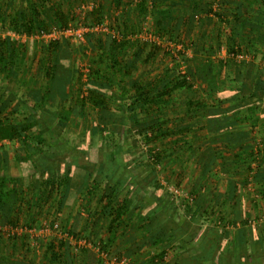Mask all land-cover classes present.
<instances>
[{
    "label": "rangeland",
    "instance_id": "374dc122",
    "mask_svg": "<svg viewBox=\"0 0 264 264\" xmlns=\"http://www.w3.org/2000/svg\"><path fill=\"white\" fill-rule=\"evenodd\" d=\"M139 2V0H124L117 6L113 0H48L46 4L39 7L37 0H0V9L4 16L3 24L0 25V42L17 44L20 52L18 59L15 60V66L11 68L9 74V77H14L16 80L11 87V90L14 89L13 94L11 93L13 96L11 95L12 98H10L6 93L1 94L3 91L0 90V111L3 116H10L9 113L13 111L15 115L11 118L14 122L24 123L30 117L31 110L43 108L39 95L42 96L48 91L49 100L46 110L50 115H46V118L54 120L49 125L51 127L43 132L42 141L47 147L49 144L55 147V155L48 154V157L52 158L48 163L57 170L50 181L45 179V175H37V180L32 181L31 176L26 178L28 185L25 184V181L17 186L12 185L16 186L19 193L23 186H27L33 194L29 193L24 196L22 192L20 198L17 199L18 202H14L15 207L19 206L20 210L16 215L18 218L16 222L19 225H15V228L24 230L22 233L15 234L18 237L16 243L14 242L16 240L13 241L14 235L10 232V228L13 226L0 222V245L2 246L0 250H4L9 258L6 259V256L3 255L0 261L3 260L4 263L7 261L6 264H10V262L11 264H101L102 262L104 264H149L150 254L155 249L151 241L147 242L142 239L143 232L140 230L130 233L126 240L111 246L112 250L108 254L100 250V238L103 237L105 228H107L108 218L103 214V204L98 203L96 197L101 194L105 183L102 182L98 185L91 203L88 202L92 197L90 198L86 194L87 189H83L82 193L75 195L74 191L77 192L83 184L81 171L83 169L79 168L74 171L71 175L72 183L69 185L64 181L63 164L61 165L67 157L74 153L79 154L81 165L88 162V154L93 148L103 151L99 154L100 160L102 158L104 160L103 154H110L114 157L115 164L128 166L130 173L139 176V179L144 181L146 190L142 197L148 198V203L153 196V200L160 198L162 202H165L164 204L173 202L174 206L171 205V207H176L182 212L181 216L185 211V203L189 202L185 199V192H182L181 195L171 192V188L181 190V184L177 185L169 177L168 172L171 170L167 163V153L164 152V157L158 165L156 162L147 161L151 148L153 151L158 149L161 154L163 149H166L165 146L169 144L171 136L167 132L168 129L164 128L163 134L155 136L156 138L154 137L150 141V138L153 137L152 132L145 133L149 128L145 126L148 122L143 121L141 125H135L136 127L133 126V122H127L128 125L122 128L118 126L119 124L111 121L101 122L98 118L102 115L119 116L118 107L112 104L111 106L115 107L112 113L104 111L100 113L90 100H86V102L80 100L83 96L87 97L86 87L88 81L91 80L89 70L105 68L103 64L105 62H100L98 57L106 53L109 35L130 41L126 51L123 52V56H125L123 63L128 67L129 75L122 81L128 84L127 90L129 89L131 93L125 94L126 97L119 100L121 105L129 104L133 100L135 93L130 86L135 82L150 83L160 78L165 79L168 74L171 77H176L191 69L195 71L196 63L193 62V56L196 53L195 49L198 51L201 48L200 45L206 40L207 36L203 33L207 28L210 29L209 34L217 31L222 37L218 35V40H214V43L220 46L213 55L216 56V59L214 60L215 57L213 59L201 57L202 62L210 64L214 61L216 65L217 61L224 64L225 61H244L251 56L256 58L259 56V59L262 60L260 71L264 75L262 68L264 58H260V55H264V46L256 47L255 45L256 50L248 49L245 46L236 48L239 50L236 54L243 56V59H236L232 53L228 52V47L232 44L230 27L234 22L233 15L226 16V19H218L214 14L208 16L206 13L198 15L191 11L186 12V9L181 8L182 5L175 0H149L146 12L141 14L136 6ZM211 3L214 5L213 9L217 10L221 1L215 0ZM172 6L176 7V11H173L175 15L165 19L162 16L164 14L162 11L167 8L171 10ZM34 8L44 22L43 30L36 31L29 36L10 27V21L17 10L22 9L26 18L30 19ZM56 11L65 14L66 25L62 26L58 23L55 17ZM94 12H97L98 16L91 15ZM178 16L181 18L178 19ZM98 19L102 20L99 24L96 22ZM161 19L162 32H159L157 22ZM119 30L125 32L126 35L123 37ZM42 31L46 35L42 34ZM214 37L208 35L211 43ZM54 41H58L61 48L53 56L55 59L57 57V61L69 70L70 78L64 82L54 79V57L49 50L50 44ZM154 44L160 49L154 50ZM222 45L224 47H221ZM221 48H224L226 53L224 59L221 57L223 54L220 55ZM259 49L263 51V54L259 52ZM198 55L205 57L204 49L199 50ZM103 61L108 62L105 59ZM223 66L225 67L226 63ZM25 69H28L29 73L24 74ZM230 69L231 67H227L225 70ZM46 71L48 73H45ZM48 74L50 75L47 76ZM7 77L4 71L0 72V79ZM27 77H29L30 84L33 80L36 81L31 93L27 89L29 83L24 81ZM38 82H40L39 85ZM39 86H41L40 91ZM113 90L119 93L117 89ZM185 94L189 93L185 90L177 91L172 96L176 99L171 98L169 102L175 100V102L180 101L183 104L184 100L182 99L186 96ZM116 97L118 98L119 95ZM42 108H40V112L43 111ZM160 108H163L165 112L166 107ZM120 112L122 116L125 114ZM161 115L164 120L168 118L167 114L162 113ZM138 116L144 118L141 114ZM126 130L128 132L124 133L125 137L120 136ZM150 134L151 136H149ZM15 143L18 144V142ZM13 149L10 147V150ZM44 150L49 152L45 147ZM109 159V156L108 159H105L107 164L111 162ZM151 165L154 166L155 172ZM30 166L21 165V168L24 171H29ZM58 167L59 169H57ZM89 170L94 178L96 176L95 168L90 167ZM155 179L156 185H152ZM125 190L126 188L123 191ZM125 196L126 194L123 193L117 200L121 202ZM36 197H39L40 200L37 201ZM88 205L91 213L87 211ZM90 214L100 219L98 226H92L93 219L90 218ZM55 224L60 226L59 231L51 228ZM45 226L48 228L50 226L51 231H43ZM253 226L254 230L256 229V232L253 233L258 238V232L262 235L261 224ZM190 227L192 234H200V230L204 229L200 226ZM25 228L34 229V232H25ZM238 229L239 227L235 226L231 230ZM233 231L228 234L229 243L230 236L235 234ZM44 239L47 241L45 242ZM51 244H54L53 251L49 247ZM12 249L14 252L17 251L15 252L18 253L16 257ZM55 256L57 257L55 258Z\"/></svg>",
    "mask_w": 264,
    "mask_h": 264
},
{
    "label": "trees",
    "instance_id": "16d2710c",
    "mask_svg": "<svg viewBox=\"0 0 264 264\" xmlns=\"http://www.w3.org/2000/svg\"><path fill=\"white\" fill-rule=\"evenodd\" d=\"M47 1L48 0H37V5L41 7L46 4ZM122 1L124 2V0H113V3L118 6ZM139 1L140 2L137 3L136 6L139 9V13L144 14L146 12V6L149 0ZM175 1L177 3L179 2L182 5L181 8H185L186 12H189L190 10L192 13L194 12L198 15L200 13H206L208 16L214 14L218 19H226L227 14L221 11V8L223 10V7H225L226 4H221L222 2L219 3L217 10H214V5L211 2L207 3L203 1H194V3H190L186 0ZM175 9L176 7L174 6H172L171 10L170 8H167L166 10L162 11L164 12L162 16L165 19L174 16L175 14L173 11ZM32 12V17L27 19L22 9L17 10L10 21V27L21 34H27L29 36L36 31L43 30L44 22L42 21L40 14L35 8ZM91 15L98 16L97 12H94ZM55 17L58 20V23L62 24V26L67 24L65 14L56 11ZM177 18L180 19L181 16H178ZM233 18L234 22L230 27V38L232 44L230 47H228V52L232 53V55L239 51L236 50V48L238 49L240 44H245V47L252 49L255 43H259L258 37H260L258 35H253L252 37L249 36L247 39L244 31H238L239 24H241L242 30H244L245 24L243 27L240 17H238L236 14L233 15ZM3 21L4 16L0 9V25L3 24ZM96 22L99 24L102 22V20L98 19ZM161 24L162 19L157 22L159 32L162 29L160 28L162 27ZM119 33H122L123 37L126 35V33L121 30H119ZM218 35L221 37V34L213 33L212 36L215 37L213 39L211 38L212 43L210 42L211 40H209L210 46L205 52V55L209 58L215 55L216 51L220 47L218 44L214 43V40H218ZM108 38L106 53L104 52L105 54L98 57L100 62H105L103 63L105 68H102V70H89V73H91V80L88 81L86 87L87 97L85 98L83 96L80 100L81 102L90 100L91 103L100 111V113L102 111L107 113L109 111H114L113 109L115 107L112 108L111 105L115 104L118 107L117 109L119 112L122 111L125 114H123L122 117L115 116L114 118L110 114H107L106 116L102 115L98 118L101 122L111 121L119 124L118 126L121 128L125 127L127 122H133V126L136 127L137 125L142 124L139 123L140 118H138V113L143 112L146 114L145 119L147 121L145 122H148L145 126L149 127L146 129L145 133L152 132L153 134V137L150 138L151 141L155 136L158 137V135L163 134L164 128L167 129V127H165L166 124L164 121H158L157 118H155L156 116L150 115L149 110L152 109V106H165L172 98L173 94L177 91L181 92L185 90L188 93L197 92L198 90L194 81L195 76H203V78L209 76L210 79H205V81H208L210 84L209 86L208 84L205 86H208L210 91L213 90L214 78L219 74V72L216 71L218 70V67L215 65L213 60V62L210 64L205 62L203 65L199 66L198 63L202 60H200L201 57L198 55V53L199 50L202 49L199 48L197 51L194 48L196 53L193 56V61L197 62L195 71L191 69L188 72H185L183 75L176 77H171L168 74L165 76V79L160 78L150 83L135 82L130 86V88L133 89L135 93L133 100L129 104L121 105L119 100H123L126 95L131 93L129 89L127 90L128 84L122 81L124 77L129 75L128 67L123 63V58L125 57L123 56V52L126 51L130 41L123 40L124 38L119 39L116 36L111 35H109ZM60 48L61 44L58 41L51 43L49 47L51 55L53 56L54 54H57ZM159 49L160 48L154 44V50ZM19 53V46L17 44H11L4 41L0 42V72L4 71V73L9 77L11 68L15 66V60L18 59ZM57 59V57L56 59L54 57V79H60L63 82L64 80L67 81L70 78L69 70L64 68L61 62H58ZM104 59L108 62L103 61ZM221 64L222 63L219 62V66H222ZM27 70L28 69H25L24 74L29 73ZM45 73L48 72L46 71ZM49 75L50 74L47 76ZM113 89H117L119 93ZM116 95H119V97L117 98ZM48 100L49 93L46 91L44 94H42L40 100V103H42L43 106V108H40H42L43 111L40 112V108L37 106L39 110H31L30 117H28L24 123L14 122V120L11 118V116L15 115L13 111L9 113L10 116H3L2 111H0V142H18L19 146L16 151V160L21 165H31L30 167L32 171H34L31 174L32 181L37 180V175H45V179L50 181L51 177L57 173L56 168L48 163L52 159L48 157V154L55 155V147H53L51 144H49L47 147L42 141L43 132L46 131V129L54 120H48L46 118V115H50V113H48L46 110V104ZM203 106L204 105L200 101H195L193 99L188 102V107L190 110H197ZM127 132L128 130L123 131V135L121 133L120 136L125 137L124 133L127 134ZM167 132L172 134L170 130H167ZM44 147L48 149V153L44 150ZM154 150L155 151H153V148L149 150V159H147V161L151 162V160H153V162H156L158 165L161 163L164 153L161 154L158 152V149ZM80 152L85 153V151L83 152L82 150H80ZM46 153L47 155H45ZM100 153H103V151L99 150L98 148L91 149L88 154L89 160L85 165L80 164L81 158L79 154L76 153L67 157L63 163H61V165L63 164V168H61L64 170L63 174L65 175L64 181L69 185L72 183L71 175L74 173V171L78 170L79 168L83 169L81 170L83 184L77 190V192H74L76 195L77 193H82L83 189H87L86 194L89 195L88 197H92L91 200L88 201L90 203L97 192L96 188L98 185L102 182L105 183L101 194L97 195L96 197L98 203L103 204V214L108 218L107 228H105L103 237L100 238V250L108 254L112 250L111 246L120 241L126 240L130 236V233L140 230L143 232L142 239L146 240L147 242L151 241L155 249L154 252L150 254L149 264H233V261L235 262L234 264H244L241 261V257L239 256L233 260L231 259L230 256L232 250L228 249V234L233 226L229 222H226L219 214L217 215L212 209H206L205 205H207L209 202L208 196V198H206L208 200H203V202L200 204L198 203V195L196 194L197 191H192L190 194H188L193 198V200L191 202L185 203V211L182 216V212H180L176 207H171V205L174 206L173 202L164 204L165 202H162L160 198L153 200L154 198L152 196L151 199L149 198L150 203H148V198L142 197V194L146 190L144 187V181L140 180L136 175L130 173V168L128 166H120L119 164H115V159L110 154H103L105 158L104 160H102L103 158L100 160ZM108 156L110 157L109 160L111 162L107 164V160L105 159H108ZM261 157L262 159H260ZM263 157V146L257 150H254L250 154L247 162V170L249 175L253 176L255 174V169L260 171V168L264 166ZM253 163L257 164L255 169L251 167ZM90 167L95 168L94 172H96V176L94 178L93 174L89 170ZM151 167L152 170L155 169L154 166L151 165ZM57 169H59V167ZM153 172L155 171L153 170ZM28 173L29 171L25 170L23 177L27 178L29 175ZM22 181H25L22 177H7L6 175L0 176V219L7 204H11V199L14 198L13 205L14 202H18L17 199L20 198L22 193L18 192L16 186ZM13 184L16 186L12 187ZM152 185H156V179L153 180ZM212 186V184L208 185L210 189H212ZM125 188L128 192L127 197L120 202L117 199L120 197ZM154 195L157 194L154 193ZM89 207L90 206L88 205L87 211L91 213L89 211ZM14 212L15 211L12 210V213H10L6 223L7 225L10 224L13 227H15V225H19L13 216ZM90 218L93 219V227L99 225V218H96L95 215L92 214H90ZM190 226H200L204 229L200 230V234H192L193 232H190ZM13 241L16 243L18 241V237L14 235ZM53 245L54 244H51V246H49L52 248V251L54 250ZM250 245H254L252 246V250H256V248L261 247L260 244L259 246H255V244ZM236 247V250H239V246ZM241 247L242 246L240 245V248ZM186 252H188V255L184 256V253ZM56 257L57 256H55V258ZM101 264L104 263L102 262ZM252 264H257L254 259Z\"/></svg>",
    "mask_w": 264,
    "mask_h": 264
},
{
    "label": "crops",
    "instance_id": "0c3cea01",
    "mask_svg": "<svg viewBox=\"0 0 264 264\" xmlns=\"http://www.w3.org/2000/svg\"><path fill=\"white\" fill-rule=\"evenodd\" d=\"M186 1L190 3H194V1L209 3L215 0ZM219 1L226 4L223 10L221 8V11L227 14L226 16L236 14L240 17L243 27L244 24L245 27L242 30V26L239 24L238 31H244L247 39L253 35L260 36L258 37L259 43H255L252 50H256L255 45L256 47L264 46V1ZM209 31L210 29L207 28L203 33L207 38L200 45L205 52L210 46L208 35H212V32L209 34ZM214 34H217V31ZM241 46L246 45L240 44L238 47ZM259 50L263 54V51ZM221 52L220 55L223 54L221 57L224 59L226 57L224 48ZM263 56L260 55V58L263 59ZM200 57L207 58V56ZM211 58L215 60L216 56ZM232 61H225L222 67L219 66V61H217L218 70L216 71L219 74L214 78L212 91L208 88L210 83L205 81V79H210L209 76L206 78L195 76L194 81L198 91L185 94L186 96L182 99L184 100L183 104L180 101L177 103L173 100L164 106L166 107L165 112L163 108H160L162 106H152L149 111H152L150 115L156 116L158 121H164L165 127L172 132L169 144L167 146L163 145L166 147V149H163V153L166 152L168 155L167 163L171 170L168 172L169 177L176 184H181V189L185 194L197 191L198 203L201 204L203 200H208L206 198L209 197V202L205 205L206 209H212L226 222L232 224L233 227H239L238 230H231L235 233L232 234V237L230 236L228 247L232 250L230 256L232 260L239 256L244 264H252L253 259L257 264H264V166L260 168V171L255 169L253 176L249 175L247 170L250 154L254 150L264 147V75L260 71L262 60L259 59V56L257 58L251 56V58L244 61ZM236 61L243 63V65H240V63L236 65ZM226 62V66L231 67L228 71L225 70L227 67L223 66ZM195 63L197 64V62ZM204 63V61H201L198 65L201 66ZM28 78H25L24 81L29 83ZM15 81L14 77L0 79V90L3 91L0 93H6L10 97L14 92L11 87L15 84ZM35 82L33 80L32 84H28L29 93L34 89ZM39 84L40 82H38ZM206 84L208 86H205ZM40 88L41 86L38 87L39 91ZM39 97L42 96L39 95ZM192 99L200 101L204 106L197 110H190L188 102ZM119 113L121 115L119 116L122 117L121 112ZM162 113L167 114L165 116L170 120L168 118L162 119ZM139 114L144 117H138L140 118L139 123L147 121L145 113L139 112ZM9 143V141L0 142V176L22 177L25 184L28 185L26 178L23 177L25 171L22 170L21 164L16 160L15 150H17L19 144L11 142V146ZM10 147L12 149L14 147V149L10 150ZM33 172L29 170L28 177ZM138 178L140 177L138 176ZM210 184L214 188L212 186V189H210L208 187ZM22 192L24 196L29 193L33 194L27 186H23L20 193ZM123 193L126 194V198L127 189ZM38 198L36 197L37 201L40 200ZM13 201L14 198L11 203ZM18 207L7 204L2 214L3 217L0 219L1 224L7 223L12 210L15 211L14 218L18 220L16 217L20 211ZM252 220L261 221L262 235L258 232V238L253 233L256 232L254 226L249 225ZM44 241L47 240L44 239ZM250 244H255V246L260 244L261 247L252 250L254 245ZM236 246H239V250H236ZM12 252L17 251L14 252L12 249ZM188 252L184 253V256L188 255ZM15 254L16 257L18 253ZM3 255L6 256V259H9L8 254H5L4 250H0V258H3ZM2 261H0L1 264L4 263ZM6 263L7 261L4 264Z\"/></svg>",
    "mask_w": 264,
    "mask_h": 264
},
{
    "label": "built area",
    "instance_id": "2783aa9c",
    "mask_svg": "<svg viewBox=\"0 0 264 264\" xmlns=\"http://www.w3.org/2000/svg\"><path fill=\"white\" fill-rule=\"evenodd\" d=\"M42 34L46 35L45 32H43V31H42ZM50 36H52V35H50ZM233 57H234V58L236 57V59H243V56L238 55V54H233ZM262 68H263V70H264V63H263V65H262ZM149 136H151V134H150ZM151 161H153V160H151ZM256 167H257V164H256V163H253V164H252V168L255 169ZM171 192H172V193H175V194H177V195H181V193H182L183 191H182V189L180 190V189H178V188H176V189H175V188H171ZM186 195H187V194H186ZM186 195H185V199H186L187 201L191 202V201L193 200V198L190 197L189 195H187V196H186ZM260 224H261V221H256V220H252V221L249 222V225H260ZM52 227H53V228H52ZM49 228H50V226H49ZM49 228H48V226H45V228L43 229V231H46V232L51 231ZM51 228H52L53 230H55V231H59L60 226H59L58 224H55V225L51 226ZM10 229H11L10 232H11L12 235L22 233V231L24 232V230H22L23 228H15V227H12V228H10ZM20 229H21V231H20ZM25 232L33 233V232H34V229H30V230H29V228H25Z\"/></svg>",
    "mask_w": 264,
    "mask_h": 264
}]
</instances>
